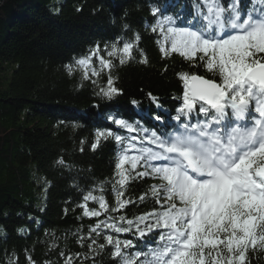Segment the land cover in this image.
I'll use <instances>...</instances> for the list:
<instances>
[{"label":"trees","instance_id":"trees-1","mask_svg":"<svg viewBox=\"0 0 264 264\" xmlns=\"http://www.w3.org/2000/svg\"><path fill=\"white\" fill-rule=\"evenodd\" d=\"M192 3L0 0V264H29L28 256L36 264H64L69 255L72 264H115L111 246L93 256L86 246L91 239L83 245L78 239L109 216L133 218L159 208L150 194L139 200L158 182L150 177L128 184L124 198L135 203L118 213L84 216L81 205L91 191L103 195L109 208L115 207L112 184L119 145L111 137L101 138L93 150L97 133L111 130L137 136L135 143L140 144L142 133L122 129L110 117L163 131L165 124L175 123L172 117L182 100L184 85L178 73L218 79L199 61L193 65L179 53L163 55L161 37L147 27L155 22L152 6L183 18L193 11ZM133 32L140 34L138 47L147 63L140 62L139 54L125 64L110 58L105 45ZM96 45L100 52L92 57V67L99 74L86 69L89 78L84 79L85 70L79 67L69 73L66 65L90 54ZM100 57L112 59L113 67L102 69ZM109 73L123 90L112 100L96 95ZM61 159L63 165L58 163ZM87 207L100 210L92 200ZM101 232L135 239L131 233L103 228ZM149 238L155 239L151 234ZM97 242L104 243L102 236ZM248 256L249 264H264V250H250Z\"/></svg>","mask_w":264,"mask_h":264},{"label":"snow or ice","instance_id":"snow-or-ice-1","mask_svg":"<svg viewBox=\"0 0 264 264\" xmlns=\"http://www.w3.org/2000/svg\"><path fill=\"white\" fill-rule=\"evenodd\" d=\"M192 9L182 18L152 6L155 22L147 27L161 37L163 55L179 53L193 65L199 61L218 79L178 73L184 91L174 124L150 131L113 116L120 128L142 133L139 146L137 136L111 130L98 132L91 145L95 150L101 138L109 137L119 145L112 184L115 207L89 191L81 205L84 216L118 213L135 203L124 198L131 181H158L139 200L150 194L159 208L133 218L109 216L111 223L100 220L78 239L82 245L91 239L86 246L93 256L111 246L115 264H249L250 250H264V0H193ZM123 28L132 31L127 24ZM139 41L140 34L133 32L105 48L120 64L136 54L147 63ZM99 52L96 45L90 54L66 65L67 70H85L84 79L89 78L86 69L98 75L92 57ZM100 64L102 69L113 67L112 59L104 57ZM122 91L109 73L96 95L112 100ZM58 163L63 165V159ZM89 200L98 202L100 210L89 209ZM102 228L131 233L135 239L103 235ZM101 236L104 243L98 244ZM72 262L69 255L64 264Z\"/></svg>","mask_w":264,"mask_h":264}]
</instances>
